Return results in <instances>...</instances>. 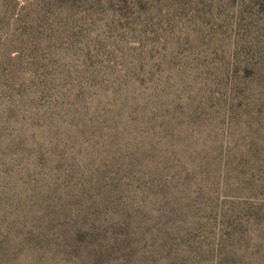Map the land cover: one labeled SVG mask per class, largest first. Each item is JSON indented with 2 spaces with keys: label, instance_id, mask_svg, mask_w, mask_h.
I'll list each match as a JSON object with an SVG mask.
<instances>
[{
  "label": "rangeland",
  "instance_id": "rangeland-1",
  "mask_svg": "<svg viewBox=\"0 0 264 264\" xmlns=\"http://www.w3.org/2000/svg\"><path fill=\"white\" fill-rule=\"evenodd\" d=\"M0 264H264V0H0Z\"/></svg>",
  "mask_w": 264,
  "mask_h": 264
}]
</instances>
